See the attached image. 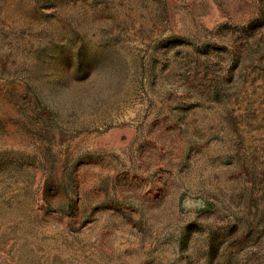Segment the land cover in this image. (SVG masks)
<instances>
[{
    "label": "rangeland",
    "instance_id": "rangeland-1",
    "mask_svg": "<svg viewBox=\"0 0 264 264\" xmlns=\"http://www.w3.org/2000/svg\"><path fill=\"white\" fill-rule=\"evenodd\" d=\"M0 264H264V0H0Z\"/></svg>",
    "mask_w": 264,
    "mask_h": 264
}]
</instances>
